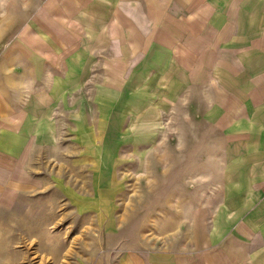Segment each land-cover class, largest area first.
<instances>
[{"label":"crops","instance_id":"obj_1","mask_svg":"<svg viewBox=\"0 0 264 264\" xmlns=\"http://www.w3.org/2000/svg\"><path fill=\"white\" fill-rule=\"evenodd\" d=\"M113 120L159 158L178 142L191 189L205 174L172 243L116 264H264V0H0L4 192L32 185L28 148L98 156Z\"/></svg>","mask_w":264,"mask_h":264},{"label":"rangeland","instance_id":"obj_2","mask_svg":"<svg viewBox=\"0 0 264 264\" xmlns=\"http://www.w3.org/2000/svg\"><path fill=\"white\" fill-rule=\"evenodd\" d=\"M117 122L101 134L98 156L94 147L79 156L68 138L27 149L19 169L32 185L14 192L0 185V264H116L125 253L172 243L175 212H188L205 174H194L191 189L190 174L174 171L189 165L188 156L173 155L178 142H163L169 156L159 158L157 141L144 151L120 140ZM177 127L188 138L191 126ZM182 147L188 152V139Z\"/></svg>","mask_w":264,"mask_h":264},{"label":"bare ground","instance_id":"obj_3","mask_svg":"<svg viewBox=\"0 0 264 264\" xmlns=\"http://www.w3.org/2000/svg\"><path fill=\"white\" fill-rule=\"evenodd\" d=\"M9 252V251H8Z\"/></svg>","mask_w":264,"mask_h":264}]
</instances>
